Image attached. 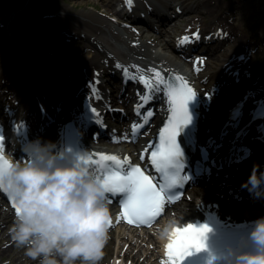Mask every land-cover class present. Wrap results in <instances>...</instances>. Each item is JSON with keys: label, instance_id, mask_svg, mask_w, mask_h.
<instances>
[{"label": "rangeland", "instance_id": "obj_1", "mask_svg": "<svg viewBox=\"0 0 264 264\" xmlns=\"http://www.w3.org/2000/svg\"><path fill=\"white\" fill-rule=\"evenodd\" d=\"M84 1V0H0V92L3 96V107L10 104V101L6 99L5 92H10L12 87L15 91L21 92L23 101L21 107L26 114L36 116L37 122L40 118L39 105H43L44 100L52 98L53 101L57 99L59 95L71 99L70 103H66L64 110L72 109L74 106H80L81 97H79L78 91L81 87L85 86L87 77H92L94 72H99L98 69L89 70L86 76H83L79 81L75 71H78V67L72 64L68 65V60L73 56V49L79 45V40H84L82 37L86 33H91L88 26L82 27V23L86 24V21H90L94 25H100V21L97 18H92L93 15H97L106 19H109L111 23L110 27H104V31L99 30L102 35L100 37L101 43L111 51L115 58L127 60L137 56L133 50L128 46L127 41L132 42L125 26H133L130 23L128 16L119 14L116 8L113 7L114 0H91V3L86 6H79L72 8V2ZM206 0H141L139 6L144 8L147 5H153L155 3L156 9L163 7L166 12L172 14L174 12L173 6L180 5L184 9L183 17L181 21L177 23V28L172 30L171 33L164 34L163 27L158 29H150L146 27L145 33L146 40H148L152 46H155L159 40H162L160 47H150L148 53H163L164 55H170L177 62H180L183 67H188L189 64L182 58L181 55L176 53L172 45L176 44V39L180 34L190 33L193 30H199L200 34L202 30L200 26L208 25L212 21V26L220 27L218 25H225L230 31V39L225 41L222 45L220 39L215 40L209 48L212 49L214 55L221 57L222 51L230 52V56H226L228 61L239 60L248 64V69L243 74L249 77V80H241L237 82L238 89L234 91L237 94H241L244 91H250L251 86L258 82L257 74L259 71L264 70V0H211L210 5L217 4L220 10L210 13V8L205 5ZM190 7H198L199 11L188 12ZM39 8L43 9L45 13L40 14ZM180 8V9H181ZM49 9V10H48ZM22 10L21 15L17 13ZM46 10L48 11L46 12ZM204 14H201L200 12ZM47 18V16H55L56 20L54 24H41L38 21L39 17ZM38 17V18H37ZM159 18L151 20V27L154 24H159ZM61 26H65V35H46L44 32L57 29ZM195 25V26H194ZM150 26V25H149ZM193 26V27H192ZM135 27V26H133ZM232 27L236 29L235 34H232ZM214 30L212 27L210 28ZM86 32V33H85ZM208 32V31H207ZM209 32H212L209 30ZM97 33V34H98ZM205 33V32H204ZM82 34V35H81ZM164 34V35H163ZM212 34V33H211ZM95 37V35H94ZM99 37V36H98ZM126 37V41L123 38ZM159 40L157 41V39ZM238 39H241L240 41ZM140 41V40H135ZM170 44H167V43ZM84 43H87L84 40ZM139 45V44H138ZM136 45L135 47H138ZM141 45V44H140ZM233 45L236 47L233 49ZM206 46V45H205ZM205 46H203L205 48ZM219 46V47H218ZM198 48V50L203 49ZM134 48V47H133ZM217 48V49H216ZM217 52L215 53V51ZM157 55V54H154ZM211 57L210 62H213ZM193 59L197 61H204L208 59V56L203 54L202 51L195 52ZM246 60V61H245ZM225 62V69H230L232 65L227 66ZM67 66V67H65ZM64 67V68H62ZM77 67V68H76ZM204 68V66L202 67ZM221 65L219 69L221 70ZM85 72V69H82ZM212 67H206L202 70L201 74L207 75L212 72ZM225 72H220L218 76L209 79L204 85H210L218 79ZM199 75V74H197ZM108 76L103 81V87H108L107 93H111L114 87L110 85L107 80ZM92 80V79H91ZM113 84L115 80L110 79ZM4 81L6 83H4ZM90 81V80H89ZM250 83V84H249ZM73 86V87H72ZM72 87V89H70ZM121 87V85H120ZM248 93V92H247ZM120 96V90L118 95ZM240 96H237L238 99ZM39 104V105H38ZM60 107L53 105V108ZM57 112V111H55ZM219 112V110H218ZM112 127L119 130V122L113 121ZM113 129V128H112ZM144 132L142 133V135ZM52 137V134L48 135V139ZM92 142V141H91ZM138 142V141H137ZM93 143V142H92ZM49 142L47 141V143ZM105 147V143H100ZM128 143L114 144L117 150L126 149ZM251 161L253 164L257 163V157L253 156ZM250 160V159H249ZM247 160V161H249ZM256 160L255 162H253ZM259 160V159H258ZM246 161V162H247ZM252 164V165H253ZM241 168L229 166V170L238 171ZM226 172H222L217 175L216 181L211 185L217 190L219 196L229 197L232 199V193L227 189L228 179L237 177H227ZM208 179H203L199 182L197 187L193 185L186 192L187 195H193L195 189L204 188L207 185ZM186 195V196H187ZM264 197V193L261 195ZM203 196H198L197 200H193L191 204L198 206V203ZM210 200H213V196H208ZM204 199V198H203ZM0 201H2L0 199ZM199 201V202H198ZM235 202L250 203L258 206L260 198L248 199V200H234ZM188 200L184 199L181 203L177 204L178 207L184 206ZM2 203V202H1ZM5 203V202H4ZM249 207V205L242 204V207ZM10 211V206L6 202L3 207L0 206V211ZM173 209V210H172ZM173 207H170L169 212L162 217L159 224H156L154 228L142 231H131L128 227L118 224L113 226L108 231V240L104 247L103 259L99 264H166L163 258V248L160 240L156 235V228L162 226L167 222V218L179 219L171 217L170 214H174ZM185 217H188L185 216ZM184 217V218H185ZM1 220L3 218H0ZM15 220V216L12 215L11 219ZM9 223L4 224V234H11L12 225ZM6 225V226H5ZM121 233V234H120ZM150 234V236H148ZM9 243V239H3V235L0 236V264H34L32 260L28 258L23 251L22 247L13 246L12 250L6 251V243ZM7 243V245H8ZM9 245V246H10ZM25 260V261H24ZM39 264V261L37 262ZM77 264H80L77 261Z\"/></svg>", "mask_w": 264, "mask_h": 264}, {"label": "bare ground", "instance_id": "obj_2", "mask_svg": "<svg viewBox=\"0 0 264 264\" xmlns=\"http://www.w3.org/2000/svg\"><path fill=\"white\" fill-rule=\"evenodd\" d=\"M210 1L211 0H209V2ZM205 2L207 3L205 5H207L210 8V13H214L220 10L217 4L210 5L208 0H206ZM90 3H91V0L72 2V8H77L83 5L86 6ZM173 8L175 10L172 13V16L170 17L163 16L161 18V20L163 21L164 34L171 33L172 30H175L177 28V23L181 21V17H183V13L185 11L184 9H180L179 7H176V6H173ZM48 10H46V12ZM139 10L140 9H135V13L138 12ZM193 11H199V8L190 7L188 10V12H193ZM39 13L44 14L45 11L39 8ZM135 13L128 16V18H131L132 25L137 28L133 26H125L129 37L131 36L130 39L133 40L132 42L127 41V44L133 50V52L137 54L136 56L137 59H135L134 63L132 64L126 63L122 61V59H119L118 57L115 58L112 54H110L113 51L106 48L101 43L100 37L102 35H99L101 34V32L98 33V31L99 30L104 31V27L111 28V23L109 19L97 16V15H93L92 18H97V20H99L101 24L94 25L90 21H86V24L82 23V27L88 26L91 33L85 32L86 34L82 36L84 40L87 41V43H84V40H79V45H77V47L73 49V53L71 52L70 54L71 56L72 55H76V56H73V58L71 57L68 60V65L72 64L78 67L79 70L75 71V74L77 75V79L79 81L81 80L83 76L87 75V72L89 73V70L91 71L92 69H98L100 70L99 75L96 72H94L92 74V77L91 78L87 77V79H94L95 76L104 78L107 75L111 74L116 80L115 82L116 87L118 86V82L123 81L124 77L122 76V71L126 70V74H125L126 79L128 78V76L132 75V79L130 81H127L128 84L125 85L126 94L124 92L120 98H114L112 100V102L114 103L118 101L122 102L123 107L130 106L131 102L137 97L138 90L141 91L145 87L140 77L138 76L139 74H136L135 72L140 70V72H145L146 74H149L150 75L149 77L153 75V77L156 80L154 81V85L152 87L153 92H155L157 96L156 112H157V116L160 119V121H163L168 111V103L166 101V96L164 94V91L166 90V86L164 84L167 80L169 73L173 72V73L178 74V76L180 75V77H182L183 82H188V81L192 82L191 79L192 80L194 79L196 82L194 80L193 81L196 83L198 89L203 88V86H199V85H203V82H205L208 79V76L197 75L200 73L201 71L200 68L202 65L200 63H196L193 59H191V56L189 55L186 56V61L189 63L188 66L191 70V74L188 73V71L183 70L182 64L180 62H177V60L175 61L174 58L171 57L170 55H164L163 53L160 54L157 51H155V53L153 54L148 53L152 44L148 40H146L147 37H145L146 35L145 33L147 32V30H145L144 28H141V26H138V25L145 24L143 26H146L147 28H150V29L152 28L149 26L148 22H146L145 19L141 15H137ZM146 13L148 14L149 10H147ZM157 13L159 14V12ZM200 13L204 14L202 11ZM124 15H127V14L125 13ZM55 20H56L55 16H47V18H41V17L38 18V21L41 24L51 23L53 25ZM218 26L220 27L212 26V21H211V23L208 25L200 26V29L202 30V33L203 32L207 33V31L209 30L212 31V34L215 35V38L217 40L219 39L218 38L219 34H223V36L219 40L220 41L219 46H220L223 43H225V41H228L230 39V31L226 28L225 25H218ZM211 27L214 30L210 29ZM218 28L221 29L220 32L215 31V29L217 30ZM235 32H236V29L232 27V34L236 35ZM44 33L46 35H52V34L65 35L66 28L65 26H61L59 28V26L57 25V29L51 30L50 33L46 31ZM236 38H237V35H236ZM126 39H127L126 37L123 38V40L125 41ZM135 40H140V41H135ZM158 40L159 38L157 39V41ZM238 40L240 41L241 39H238ZM161 42L162 40H159L155 46L160 47L162 45ZM167 44H170V43L168 42ZM136 45H138V47H135ZM155 46H152V48ZM235 47L236 46L233 45L232 48L234 49ZM172 48L173 49L175 48V51H176L178 47L172 45ZM213 52L214 51L212 49H207L205 51V54L208 55V59L203 63L204 66L206 67L211 66L212 69H214L212 70V72H210V76H209L210 79L218 76L220 72L224 71L225 62L228 61V59H226L227 58L226 56L227 55L230 56L229 55L230 52H226V50H224L221 53V57H219V55H214V57H212ZM216 52L217 50L215 51V53ZM154 54H157V55H154ZM211 57L213 58L212 60L214 62L212 64L210 62ZM226 64L227 66L228 65H232V66L230 70L225 69L226 73L223 74L221 77H218L217 84L213 86L211 85L204 86L205 91H210L211 95L203 100V106H202L203 111L202 112L204 114L205 122L200 123L201 134L210 133L213 135V133L216 130L217 131L219 130V128L217 127H220V124L223 121V116L226 114V111L227 110L229 111L230 107L233 104L238 103L236 102L237 100L236 97L240 96V94H237V92L234 91L235 89L239 88V85L237 84V82L241 80H244V81L249 80V77L248 76L246 77V75L243 74L244 71L248 69L247 61L243 62V61H239L235 59L232 61H228ZM220 65L222 67L221 70H216V69H219ZM82 69H85V72H83ZM194 71L197 72L196 75H193ZM157 72L160 73V78H162V82H161V79H158L155 76V73ZM259 72L260 73L257 74L258 82L250 87L251 88L250 91L248 90L250 94L249 97L247 98L244 97V95L248 91H244L240 96L241 100L244 101V107L245 106L254 107L256 105L264 107V70L259 71ZM4 83L6 82L4 81ZM96 86L98 87L99 83L95 84L93 81L91 82L86 81L85 86L82 87L80 91H78L77 95L83 98L85 97L87 98L89 96L92 97L94 94L93 92L96 91ZM72 87H70V89H72ZM5 95H6V99L10 101V104L6 105V107H3L2 105L3 96L0 92V114L2 113V118H3V123H1V125L15 123V125H17L18 128L27 127V126L31 128V124L33 120L31 118L23 120V118H25L27 115L25 111H23V109L20 108L21 103L24 100L22 97V93L15 91L11 87L10 92H5ZM255 98L257 99L255 100V102L252 103V101ZM210 99H212V103L208 105V102ZM57 100H58V103H56L57 105L62 103L60 98H58ZM70 101L71 99H69V96L67 98L64 97V101H63L64 103H70ZM97 102L100 104L104 103V101L100 98L97 99ZM45 103H46V107H44V109H45V112H48L51 110V106L53 105L54 102L52 103V98H49L46 100ZM159 104H161V106H159ZM103 106L106 107L107 104L104 103ZM59 113H60V116L58 119L59 122L57 121V123L54 124L56 125L58 129L54 130L52 127H50L48 131L46 132V134H44V136L48 134H52V137L49 139L45 138V141H48L49 144L53 145L56 151H63L65 150V145H64L65 144V127H66L65 125L66 123L71 122V118L67 119V115H65L63 111L62 112L60 111ZM124 116L126 118L130 116V111L124 114ZM246 116H247V113L245 112L242 117H246ZM156 122H157V118H156ZM215 122H218V124H216ZM77 123H80V119L77 120ZM83 124H85V122H83ZM122 125L124 124L122 123ZM155 126L156 125H154L153 127L150 126L149 129L145 131V134L142 135L139 144H135V142H133L128 135L119 137L117 138V140L118 141H131L126 151L129 153L136 152V154L138 155L137 157L143 161L144 158H146V148H149V147L152 148L153 141L157 140L158 138V134H157L158 127L155 128ZM228 134H230V132ZM53 138H56L57 140L53 142ZM256 140H254L253 149H256L257 147H260L262 149V150H259L261 151L260 154H262L260 160L261 161L263 160L264 162V139L260 137V138H257ZM34 141H40V137H38V139H35ZM40 142L43 144V141H40ZM22 143L23 141L19 145H21ZM86 144L90 146L89 143H86ZM232 159L228 162L232 163L231 162ZM241 166H242V169L246 168V165L243 163ZM255 167H261V170H262L264 168V163L257 164ZM217 171L218 169L215 167V169H213V173L210 175V177H208L209 183L207 185H204V188L195 189L193 195L191 196L187 195L185 199L188 200V202L185 203L184 206H181L178 208L175 207L174 209L176 210H174V214H170V216L171 217L174 216L178 219H183L187 215L197 216L200 218L201 221H203L204 224H207L211 227H217L219 225V217H218L219 215L223 219V223L235 224L236 222H239L242 225H247L249 224L248 221L253 222L254 219L264 214V199L261 200L258 206H256V205L250 204L249 202L243 203V202H235L234 200L229 201L219 196L217 193V190L211 185L214 181H216L215 175L217 174L216 173ZM210 195L213 196V200H210V198H207ZM198 196H203L204 199L201 198L203 201L202 202L200 201L201 203H198L199 204L198 206L191 204L193 200H197ZM242 204H245L247 206L249 205V207H246V206L242 207ZM11 216L12 214L8 211L7 212L0 211V218H3L2 220L0 219V236L3 235L4 240L6 238L9 239V243L7 242L8 245L7 243L5 244L7 252L11 251L13 248V246H11L10 244L13 243L15 247L17 246V244L13 241L11 234L9 235L4 234V230H5L4 224L5 223L11 222L10 224L12 226H14L15 224L14 220L5 222L4 219H9V218L11 219ZM168 220H170V218H167V220L165 221H168ZM128 229H130L131 231L139 230L138 228H130V227H128ZM142 231H145V230H142ZM148 236H150V234H148ZM23 251H24L23 254H25L26 249L23 248ZM162 256L164 258V261H166V263L168 264L169 262L167 259H169V257L165 249L163 251ZM25 259L32 260L29 257Z\"/></svg>", "mask_w": 264, "mask_h": 264}, {"label": "clouds", "instance_id": "obj_3", "mask_svg": "<svg viewBox=\"0 0 264 264\" xmlns=\"http://www.w3.org/2000/svg\"><path fill=\"white\" fill-rule=\"evenodd\" d=\"M26 159L0 167V185L19 212L11 229L13 241L39 264H99L108 240L109 189L84 163L85 154L56 151L34 141L24 148ZM259 188L264 173L254 168L247 181ZM178 227L175 219L156 228L162 248ZM264 264V219L255 222L248 240L210 264Z\"/></svg>", "mask_w": 264, "mask_h": 264}, {"label": "snow or ice", "instance_id": "obj_4", "mask_svg": "<svg viewBox=\"0 0 264 264\" xmlns=\"http://www.w3.org/2000/svg\"><path fill=\"white\" fill-rule=\"evenodd\" d=\"M129 3H131V0H129ZM155 76L161 79L162 82L160 73H155ZM140 79L146 88L150 89L152 87L151 81L142 77ZM169 95L173 102V121H170V126L161 132V146L157 147L152 154V161L157 171L166 172L168 180V183L160 190H157L150 178L143 175L138 167L131 168L125 172L123 162L115 155L98 154L99 158L96 160H93L91 156L85 155L84 157V163L87 166L95 165L93 171L103 179L109 189V193L113 195L119 193L128 194L126 198L122 199L121 205L126 209L125 216L129 219V222H135L139 225H150L152 223L163 205L161 192L164 191V188H172L179 177L181 166L177 158L180 155V151L177 147L176 138L181 127L190 122L191 118L187 105L195 96L190 89H185L182 86H169ZM133 128L135 131L136 126L134 125ZM2 139L0 137V142H2ZM107 162L112 163L109 164ZM8 163L5 157L0 154V167L7 166ZM184 179H188V177L180 178V182H183ZM0 189H3L8 194L17 214L19 209L16 207L11 193L4 189L2 185H0ZM168 198L171 199V194ZM109 224H112V220L109 221ZM207 231H209L207 226L197 228L189 225L184 229L176 228L166 249L169 264H179V261L183 260L185 256L191 255L190 249L195 248L197 251L203 249L205 247L204 235Z\"/></svg>", "mask_w": 264, "mask_h": 264}]
</instances>
